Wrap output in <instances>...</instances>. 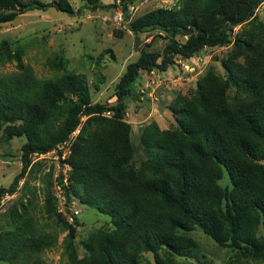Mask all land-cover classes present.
Masks as SVG:
<instances>
[{
	"label": "trees",
	"instance_id": "obj_1",
	"mask_svg": "<svg viewBox=\"0 0 264 264\" xmlns=\"http://www.w3.org/2000/svg\"><path fill=\"white\" fill-rule=\"evenodd\" d=\"M84 1L91 10L111 6L101 0ZM263 3L180 0L177 8L156 9L130 22L129 29L136 34L161 30L173 38L162 53L145 51L127 66L117 83V102L111 106L91 104L85 74L38 78L23 60L25 50L17 47L12 51V44L2 41L0 66L15 63L18 71L0 76V119L5 125L1 139L8 144L15 137H25L26 143L22 146L23 170L8 188L0 187V203L17 191L33 155L56 151L62 156V146L69 143L63 162L70 169L57 178L67 205L76 198L82 205L113 216L126 231L93 247L92 256L80 261L74 246L80 215L73 216L69 207L73 220L67 225V245L72 252L68 264H139L143 253H153L155 264H177L175 257L187 256L195 244L182 241L176 232L194 227L219 246L235 250L225 264H264V237L258 235L260 225L264 227V164L260 163L264 160V69H260L264 68V22L256 15ZM51 8L75 13L67 0H0V24L12 22L20 14ZM123 10L126 14V3ZM242 24L245 30L234 40V28ZM188 32L192 34L184 43L174 38L188 36ZM233 42L247 57L246 67L238 71L242 79L230 77L229 83L253 87L256 97L230 110L215 104L210 111L214 103L201 89L199 104L177 102L171 107L181 118L177 140L173 145L159 141L164 150L162 167L169 175L140 180L129 173L127 165L134 147L131 126L125 122V101L133 84L143 72H166L177 57L191 58L204 48ZM105 80L100 75L94 88L99 89ZM83 116L89 118L71 140ZM144 142L152 145V139L144 137ZM225 172L231 190L218 184ZM28 206H12L6 223L0 226V261L49 264L43 254L55 246L57 238L38 223ZM45 210L53 221L63 222L66 217L58 211L57 199L51 193Z\"/></svg>",
	"mask_w": 264,
	"mask_h": 264
},
{
	"label": "rangeland",
	"instance_id": "obj_2",
	"mask_svg": "<svg viewBox=\"0 0 264 264\" xmlns=\"http://www.w3.org/2000/svg\"><path fill=\"white\" fill-rule=\"evenodd\" d=\"M67 1L75 11L73 15L54 8L48 11L34 10L20 14L12 22L0 24V43L9 41L12 51L22 47L25 50L24 62L33 68L38 78H54L65 73L85 74L90 85L91 104L115 105L117 83L127 66L137 61L145 51L162 53L173 38L161 30L136 34L129 29L128 24L156 9L177 8L180 0H101L111 5L105 10L88 9L84 0ZM124 3L127 5L126 14ZM81 7L87 9L80 10ZM256 15L259 21L264 22V3L258 7ZM245 27L242 24L234 28V40L242 36ZM189 36L179 34L174 38L184 43ZM246 57L247 52L233 42L225 47L204 48L191 58L177 57L176 64L166 72L158 69L143 72L133 84L131 96L125 101V122L131 126L130 136L134 147L127 171L140 180H157L169 175L162 167L164 150L159 146V141L173 145L177 140L181 118H177L171 108L177 102L198 101L199 104L201 89L206 91L210 103H214L210 111L215 104L230 110L255 98L257 92L253 87L229 83L230 77L237 81L242 79L238 71L246 67ZM17 71L15 63L0 66V76ZM100 75H104L106 80L99 89H95L94 83ZM220 92L223 93L221 97L218 96ZM198 109L199 113L204 110L200 105ZM88 118L82 117V124L71 140L80 133ZM4 126L0 119V187L8 188L23 170L22 146L26 139L15 137L8 144L3 143ZM144 137L152 139V145L145 144ZM69 145L66 143L62 148V156L56 151L33 155L17 191L5 196L0 203V226L6 223V215L12 206L26 203L38 223L56 236L55 246L43 254L49 264L71 263L72 252L67 245V225L71 224L69 210L63 222L48 219L45 212L50 193L57 199V209L61 205L62 191L57 178L70 169L63 162V156L69 153ZM260 163L264 164V160ZM218 184L223 189H232L226 172ZM72 201L79 205L81 211L74 241L80 261L92 256L93 247L126 231L125 227L116 224L113 216L82 205L76 198ZM258 235L264 237L262 224ZM176 237L184 239L182 241L191 240L195 244L187 256L175 257L177 264H225L235 253L234 249L219 246L198 227L189 231L178 230ZM0 264L8 263L0 261ZM139 264H155L153 253H143L139 257Z\"/></svg>",
	"mask_w": 264,
	"mask_h": 264
},
{
	"label": "built area",
	"instance_id": "obj_3",
	"mask_svg": "<svg viewBox=\"0 0 264 264\" xmlns=\"http://www.w3.org/2000/svg\"><path fill=\"white\" fill-rule=\"evenodd\" d=\"M64 147V145L62 146ZM60 207L58 208V211L62 213L63 215L67 216L68 215V209L70 207V211L73 214V216H78L80 215L81 211L79 209H76V202H72V204L67 205L66 198L61 195V202H60ZM69 219L72 221L73 218L71 217V214H69Z\"/></svg>",
	"mask_w": 264,
	"mask_h": 264
},
{
	"label": "water",
	"instance_id": "obj_4",
	"mask_svg": "<svg viewBox=\"0 0 264 264\" xmlns=\"http://www.w3.org/2000/svg\"><path fill=\"white\" fill-rule=\"evenodd\" d=\"M192 34V32H188V35H191Z\"/></svg>",
	"mask_w": 264,
	"mask_h": 264
}]
</instances>
